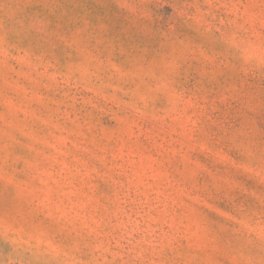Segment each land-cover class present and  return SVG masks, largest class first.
I'll list each match as a JSON object with an SVG mask.
<instances>
[{"label": "rangeland", "instance_id": "obj_1", "mask_svg": "<svg viewBox=\"0 0 264 264\" xmlns=\"http://www.w3.org/2000/svg\"><path fill=\"white\" fill-rule=\"evenodd\" d=\"M0 264H264V0H0Z\"/></svg>", "mask_w": 264, "mask_h": 264}]
</instances>
